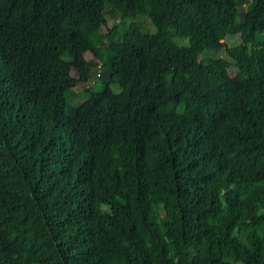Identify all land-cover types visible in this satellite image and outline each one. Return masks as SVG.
<instances>
[{"label":"trees","instance_id":"trees-1","mask_svg":"<svg viewBox=\"0 0 264 264\" xmlns=\"http://www.w3.org/2000/svg\"><path fill=\"white\" fill-rule=\"evenodd\" d=\"M0 264H264V0H0Z\"/></svg>","mask_w":264,"mask_h":264},{"label":"rangeland","instance_id":"rangeland-1","mask_svg":"<svg viewBox=\"0 0 264 264\" xmlns=\"http://www.w3.org/2000/svg\"><path fill=\"white\" fill-rule=\"evenodd\" d=\"M240 12H241V13L244 12L242 8H240ZM114 18H115V17H112L111 20L114 19ZM111 20H109V21L111 22ZM144 25H149V22H148V21H145V22H144ZM151 27H152V26H151ZM103 30H104V29H101V30L98 31L97 34L95 35V37H96L97 40H101V39H102V31H103ZM181 42L184 43V44H186L187 40L184 39V40H182ZM213 52H214V51H212V50H211V52H210V51H206V53L203 54V56L206 57V56H208V55H211ZM221 54H222V55H226V52H225L224 50H221ZM85 57L89 60L90 57H91L90 53H89V52H85ZM89 63H91V62L89 61ZM90 66H93V64H90ZM89 81H91L92 83H95V82H93L92 79H90ZM94 87H95V86H94ZM94 89H95V88H94ZM81 99H83V98H82V95L76 97V101H81Z\"/></svg>","mask_w":264,"mask_h":264}]
</instances>
